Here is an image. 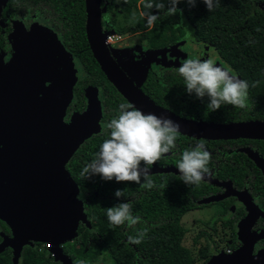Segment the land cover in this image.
<instances>
[{
	"label": "flooded vegetation",
	"instance_id": "1",
	"mask_svg": "<svg viewBox=\"0 0 264 264\" xmlns=\"http://www.w3.org/2000/svg\"><path fill=\"white\" fill-rule=\"evenodd\" d=\"M21 1L23 5L19 1L7 0L0 13V64H6L11 57L12 39L10 35L14 24L25 30H28L33 23L46 26L74 55L77 63L78 76L72 86V99L65 108L63 120L68 121L72 112H82L86 109V91L92 87L94 91L98 90L101 108L100 120L104 124L98 133L105 134L106 123L115 113L118 105L131 102L108 79L90 49L92 58L83 59L80 50L73 45V36H70V41L66 42L44 21L40 14V7H42L40 3L44 0ZM28 2L32 4L31 9L26 6ZM113 2L114 0H101V6L107 3L113 9L118 5ZM108 18H110L109 13L106 11L102 13V30H106ZM150 29L151 25L141 30L128 29L120 33L112 30L114 37L111 41L106 42L112 56V63L127 80L125 85L129 86L131 91L141 92L144 96L142 99L147 98L156 106L170 113L171 116L174 115L190 121L192 125L196 123L197 125L195 128L177 130L175 147L161 154L158 161L150 166L149 178L152 181L150 186H146L143 180L140 183L127 181L129 186L122 187L126 197H115V203L118 200L130 199L132 215L139 217L138 221L132 223L133 226L143 224L157 226L159 222L156 219L143 220V216L138 213V210L147 206L148 200H153V203L156 204L158 191L168 190L169 185L172 186L174 182L183 186L176 169L180 153L198 142L203 143L210 154L208 171L205 175H209L210 178L218 182H228L232 189L231 187L225 189V187L210 183L209 180L202 179L200 182L205 185L202 193L199 191L200 182L188 186L184 190L178 189L179 203L184 198L195 203L185 213L194 214L191 221L196 224L197 228L193 237L186 240L183 236L178 244L189 251L192 264H206L217 254L219 257L225 258V262H232L234 260L230 256L242 246V241L237 235L238 225L242 219L246 218L248 214H254L249 217L252 222L249 232L254 235L264 233V139L250 137L207 138L208 134L202 136L196 129L199 122L226 125L232 122L263 120L264 105L261 107L260 104L256 105L250 100L248 89L242 107L221 105L215 111H210L200 100L188 97L183 90V78L176 72V68L184 59L194 56L201 59L210 58L217 64L229 66L236 74L238 71L231 62L223 57L214 43L193 38L186 32L179 33L177 31L174 32V36L171 34L165 38L166 42L155 43L144 34ZM127 37L131 40L130 43H125ZM86 43L88 45L87 39ZM112 45H115V49L111 48ZM238 76L241 77L239 73ZM23 159V155L9 156L8 150H5L3 159H0V264H31L33 262L34 264H63L62 260L56 258L57 243L27 238L20 245L19 242L24 239L23 233L20 238L13 239L12 225L21 224L22 228L24 224L28 225V222L24 220L25 207L39 211L46 209L48 203L47 190L50 187V181L47 179L49 171L44 156L42 163L30 164L31 166L27 162L24 163ZM70 159L71 157L64 163V169L74 180ZM51 180L52 183H56L54 179L51 178ZM91 180L92 178L90 180L79 179V182L74 180L83 195L84 202L87 201L84 187L88 183L90 184ZM112 181V184L116 183L115 180ZM229 190L240 195L229 193L222 199L201 202L202 199L221 195ZM89 196L91 198L98 197L99 192L94 190L93 194ZM201 212H204L205 215ZM47 213L48 211L46 215L42 214V218L47 217ZM82 224L84 225L83 221H80L78 227ZM154 230L156 231V228ZM22 231L24 232V230ZM222 235L226 236V239L223 237L221 240ZM77 236L73 240H64L58 244L61 247L59 255L73 264H87L83 259H73L71 255L72 247H78L76 243L79 242V238ZM148 239L151 242L157 240V237ZM161 239L163 241V237ZM222 242L224 245L220 249ZM80 243L82 245V242ZM43 244H49V246L46 248ZM134 244V242H130L134 251L132 257L139 261L136 264H140L143 259H162L171 256L170 253L163 250V246L159 250L155 245H149L148 249L144 250L143 246L137 247ZM101 254L104 256L103 253ZM248 257L241 261L245 264L264 262V236L253 241ZM101 263L107 264L106 259H103Z\"/></svg>",
	"mask_w": 264,
	"mask_h": 264
},
{
	"label": "water",
	"instance_id": "2",
	"mask_svg": "<svg viewBox=\"0 0 264 264\" xmlns=\"http://www.w3.org/2000/svg\"><path fill=\"white\" fill-rule=\"evenodd\" d=\"M6 2L0 0V13ZM84 11L83 29L89 49L118 91L142 111L170 116L179 123L178 129L195 128L197 123L192 125L190 121L171 116L147 98L142 99L141 92L131 91L125 85L127 80L112 63L106 43L107 36L113 31L102 30L101 15L105 5L101 7V0H84ZM12 27V54L6 64H0V159H3L5 150H8L9 156L23 155L24 163L29 165L42 163L44 156L49 171L47 179L50 181L47 208L36 211L25 207L24 220L28 225L24 224L23 228L21 224L12 225L13 239L20 238L23 233L24 239L19 242L20 245L27 238L57 243L56 258L62 260L63 264H73L59 255L61 247L58 244L76 237L80 221L86 226H90V222L83 211V195L64 169V163L84 140L104 126L100 120L98 90L88 88L86 109L72 112L68 121H64L65 108L72 99V86L78 76L74 55L46 26L33 23L28 30L15 24ZM196 131L202 136L208 134L207 138L264 139V119L226 125L199 122ZM51 178L56 183H52ZM202 180H209L225 189L231 187L228 182H218L209 175H204ZM229 193L240 195L229 190L201 202L222 199ZM47 211V217L42 218L41 215H46ZM253 215L248 214L238 225L237 235L242 246L230 256L234 261L225 262V258L217 254L206 264H245L241 260L249 258L253 241L264 236V233L254 235L249 232L252 223L249 217ZM260 264L264 262L260 261Z\"/></svg>",
	"mask_w": 264,
	"mask_h": 264
},
{
	"label": "trees",
	"instance_id": "3",
	"mask_svg": "<svg viewBox=\"0 0 264 264\" xmlns=\"http://www.w3.org/2000/svg\"><path fill=\"white\" fill-rule=\"evenodd\" d=\"M12 1H19L23 5L21 0ZM161 2L164 3L165 0ZM145 3L146 0H120L113 9L110 4L105 3V11L110 16L107 19L106 30L120 33L128 29L141 30L147 27L148 24L142 15ZM40 4L42 6L40 14L50 28L66 42L73 36V45L80 50L81 57L92 58L83 29L84 0H44ZM26 6L31 9L32 4L28 2ZM178 7L182 9L178 15L169 14L165 8L152 9L157 11V19L151 24V29L144 34L155 43L166 42L164 39L171 34L174 36L175 31L186 32L193 38L214 43L223 57L231 62L241 77L247 81L249 99L263 107L264 0H220L211 11L206 9L202 0H197L193 7H187L181 0ZM103 138L104 134H93L79 145L70 159L74 180L79 182V179L92 178L91 183L84 187L87 201L83 204V211L90 226L82 224L78 227L79 242L76 243L78 247H72L71 250L73 259H83L87 264H100L103 259H106L107 264H136L139 261L132 257L134 251L128 237L136 235L137 230L146 228L144 237L134 245L137 247L141 245L144 250L148 249L149 245H155L159 250L163 246V250L171 256L162 259H143L140 264H192L189 251L178 244L186 233L180 218L195 204L186 198L179 203L178 189L184 190L188 187L184 183L181 187L174 182L172 186L169 185L168 190L158 191L156 204L153 200H148L147 206L138 210L143 220L156 219L159 222L157 226L143 224L135 227L131 222L117 226L107 221L105 208L115 204L114 190L128 187L129 184L127 181H116L112 184V180H101L98 175L87 178L80 175L82 167L93 157L98 143ZM204 186L203 182L199 183L200 193ZM94 190L99 192V196L91 198L89 195H92ZM153 235L157 240L150 242L148 238L154 237Z\"/></svg>",
	"mask_w": 264,
	"mask_h": 264
},
{
	"label": "clouds",
	"instance_id": "4",
	"mask_svg": "<svg viewBox=\"0 0 264 264\" xmlns=\"http://www.w3.org/2000/svg\"><path fill=\"white\" fill-rule=\"evenodd\" d=\"M114 2L120 3V0ZM202 2L211 11L220 0ZM179 3L181 0H165L164 3L161 0H146L142 15L146 23L151 25L157 19V11L152 9L165 8L169 14L178 15L182 12ZM183 3L193 7L197 0H183ZM176 72L183 78L184 93L200 100L210 111H215L221 105L242 107L244 104L247 81L229 67L217 64L210 58L194 56L184 59ZM178 128L179 123L164 113L157 115L142 111L131 103H120L106 123L104 138L98 143L93 157L82 167L80 175L84 178L98 175L101 180L135 183L143 180L146 186H150V166L158 161L161 154L175 147ZM209 158V151L200 142L183 150L176 162L179 180L186 186L199 183L208 171ZM113 195L117 198L126 197L122 188H116ZM105 216L110 224L117 226L139 220V217L132 215V203L128 198L107 206ZM146 232V228L139 229L136 235L128 239L139 243ZM43 245L46 247V244Z\"/></svg>",
	"mask_w": 264,
	"mask_h": 264
},
{
	"label": "rangeland",
	"instance_id": "5",
	"mask_svg": "<svg viewBox=\"0 0 264 264\" xmlns=\"http://www.w3.org/2000/svg\"><path fill=\"white\" fill-rule=\"evenodd\" d=\"M148 26H149V24H148ZM130 43L131 42V40L130 39H128V37L126 38V42L125 43ZM111 48L112 49H115V45H112L111 46ZM203 215H205V213L204 212H201ZM193 216H194V214L193 213H185V214H183V216L180 218V223H181V225L186 229V233H185V239L186 240H188V239H190L191 237H193V235L196 233V230H197V228H196V224L195 223H192V219H193ZM223 237H224V239H226V236H224V235H222V238H221V240L223 239ZM223 245H224V243L222 242L221 244H220V249H222L223 248ZM101 264H103V263H101Z\"/></svg>",
	"mask_w": 264,
	"mask_h": 264
},
{
	"label": "built area",
	"instance_id": "6",
	"mask_svg": "<svg viewBox=\"0 0 264 264\" xmlns=\"http://www.w3.org/2000/svg\"><path fill=\"white\" fill-rule=\"evenodd\" d=\"M112 37H113L112 35H108L106 38V41H111ZM45 246L47 248L49 246V244H46Z\"/></svg>",
	"mask_w": 264,
	"mask_h": 264
}]
</instances>
